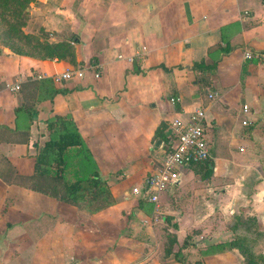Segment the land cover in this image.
Here are the masks:
<instances>
[{"label":"crops","instance_id":"0c3cea01","mask_svg":"<svg viewBox=\"0 0 264 264\" xmlns=\"http://www.w3.org/2000/svg\"><path fill=\"white\" fill-rule=\"evenodd\" d=\"M37 3V27L72 55L40 58L0 44V126L10 129L0 131V264H247L230 241L243 236L236 217L255 218L264 232V64L243 57L264 50V0ZM213 45L220 48L208 54ZM214 57L212 71L192 68ZM72 67L85 68L84 77L52 81ZM38 73L46 77L34 80L29 121L15 113L25 92L5 85ZM196 107L206 113L210 157L180 170L160 195L155 221L143 196L165 142L157 144L155 132L168 135L170 121ZM54 116L77 128L114 203L84 214L25 186ZM22 129L28 142L10 137Z\"/></svg>","mask_w":264,"mask_h":264},{"label":"trees","instance_id":"16d2710c","mask_svg":"<svg viewBox=\"0 0 264 264\" xmlns=\"http://www.w3.org/2000/svg\"><path fill=\"white\" fill-rule=\"evenodd\" d=\"M36 0H0V13L12 16L9 32L13 35L0 31V44L8 47L12 52L40 58L48 56L72 55L71 46L66 42L49 43L48 32L43 28L37 34L24 31V17L28 14L29 5ZM219 45L208 48V54L218 50ZM213 58V63L205 65L194 63L192 68L197 70L212 71L218 61ZM197 83L206 86L204 79H198ZM38 83L28 79L21 86L25 92L20 105L15 109L16 115L24 114L29 121L35 118L36 88ZM49 137L39 148L36 154L35 172L23 176V182L28 188L54 197L62 202L75 205L82 213L91 214L112 203L113 195L110 191L108 180L102 177L95 167L89 150L72 121L62 116H54L46 121ZM160 127V126H159ZM10 131L9 128L0 126V131ZM18 142H28L29 130L22 129L11 136ZM155 137L159 140H167V130L157 128ZM166 138V139H165ZM52 157V161L48 159ZM54 164L53 170L51 169ZM209 173L212 171V162L207 161ZM70 173L72 178L68 179ZM243 226V236H238L230 241L231 246L237 247L247 264H264V255L255 254L253 245L257 237L264 234L258 227L257 220L253 217L246 219L236 217L234 229ZM247 233H254L249 239Z\"/></svg>","mask_w":264,"mask_h":264},{"label":"built area","instance_id":"2783aa9c","mask_svg":"<svg viewBox=\"0 0 264 264\" xmlns=\"http://www.w3.org/2000/svg\"><path fill=\"white\" fill-rule=\"evenodd\" d=\"M144 51L137 49L134 56L142 58ZM120 59L122 55L118 56ZM243 57L246 60H256L264 64V50L253 52L245 50ZM131 59V58H130ZM86 72L85 68L72 67L50 75L54 83H62L71 79H81ZM95 78L99 77V73H94ZM46 75L38 73L31 76V80H39ZM6 89L11 92H17L21 89L20 82L6 83ZM214 93L209 92L208 98L213 99ZM171 102H175V97H169ZM243 112H248V107H243ZM205 110L203 107L193 109L188 117L183 120L176 117L170 121L169 137L164 142L163 151L157 165L147 176L143 190L144 198L153 205V220L159 219V199L170 185H174L180 176V170L194 163L208 160L210 157V146L205 132ZM246 124V121H243ZM133 193H140L138 187H134Z\"/></svg>","mask_w":264,"mask_h":264},{"label":"rangeland","instance_id":"374dc122","mask_svg":"<svg viewBox=\"0 0 264 264\" xmlns=\"http://www.w3.org/2000/svg\"><path fill=\"white\" fill-rule=\"evenodd\" d=\"M39 0H36L35 3H32L29 5V9H28V14L24 17V21H25V26H24V31L31 33V34H37L39 33V30H41L40 27H37V23H36V15L33 16V14L36 12V8L37 5H39V3H37ZM13 21L12 20V16H10L9 14H5V13H0V31H3L5 33H7V35H13L12 33L9 32V26H10V22ZM48 137H49V133H47ZM166 139V138H165ZM47 140L44 139L42 142V145L44 144V142ZM158 141V140H157ZM166 141V140H165ZM156 144V142H155ZM156 146V145H154ZM48 161H52V157H50L48 159ZM54 164H52L51 169L53 170ZM67 178L70 179L72 178L71 174L68 173L67 174ZM261 227L264 228V224L261 223ZM243 231V226H240V232ZM264 234V232H262ZM246 235L249 237V239L253 238L255 235L254 233H247ZM173 245V243L170 242V245ZM199 245H197L199 247V249H202L203 247H205L204 245L200 244V242L198 243ZM253 248L255 251H264V235L261 237H257L255 239V243L253 245ZM201 251V250H200ZM179 252H180V248L178 249V252H174L175 254V258L177 259L179 256ZM181 254V252H180Z\"/></svg>","mask_w":264,"mask_h":264},{"label":"water","instance_id":"95a60500","mask_svg":"<svg viewBox=\"0 0 264 264\" xmlns=\"http://www.w3.org/2000/svg\"><path fill=\"white\" fill-rule=\"evenodd\" d=\"M168 134H169V131H168ZM159 143H160V140L157 141V144H159Z\"/></svg>","mask_w":264,"mask_h":264}]
</instances>
